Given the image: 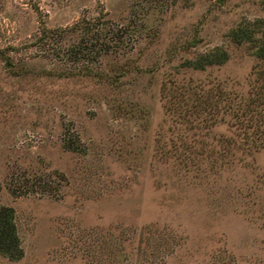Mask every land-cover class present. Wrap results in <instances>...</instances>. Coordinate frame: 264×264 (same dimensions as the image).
<instances>
[{
	"label": "rangeland",
	"instance_id": "374dc122",
	"mask_svg": "<svg viewBox=\"0 0 264 264\" xmlns=\"http://www.w3.org/2000/svg\"><path fill=\"white\" fill-rule=\"evenodd\" d=\"M97 19V62L40 40ZM263 41L264 0H0V264H264Z\"/></svg>",
	"mask_w": 264,
	"mask_h": 264
},
{
	"label": "trees",
	"instance_id": "16d2710c",
	"mask_svg": "<svg viewBox=\"0 0 264 264\" xmlns=\"http://www.w3.org/2000/svg\"><path fill=\"white\" fill-rule=\"evenodd\" d=\"M79 28L83 31L82 36L78 42L71 44L67 49L68 59L75 62L78 60H85L87 62L99 61V57L102 53L115 50V48H118V46L123 43L121 38L124 36L126 30V28L115 30L111 25H105V22H100L98 19L94 22H86L84 24L78 21L69 28H42L40 40L44 37L52 38L55 34L61 37L66 32ZM233 38L235 41L240 42L245 39L250 40L252 35L251 33H246V31L235 30L233 32ZM112 40H114V42ZM57 54V57H59V52ZM257 56L264 59V41L258 48ZM226 58V52L217 49L203 54L194 60H187L186 63L196 69H202L206 65L221 63L225 61ZM0 254L10 260H18L23 256V249L20 246V239L17 234L14 219V210L9 206H0Z\"/></svg>",
	"mask_w": 264,
	"mask_h": 264
}]
</instances>
